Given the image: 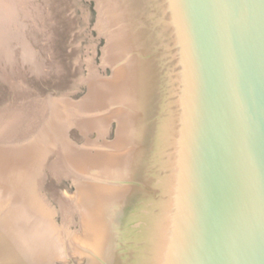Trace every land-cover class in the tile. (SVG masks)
Instances as JSON below:
<instances>
[{
    "label": "water",
    "instance_id": "1",
    "mask_svg": "<svg viewBox=\"0 0 264 264\" xmlns=\"http://www.w3.org/2000/svg\"><path fill=\"white\" fill-rule=\"evenodd\" d=\"M96 3L111 74L55 156L72 203L0 111V264H264V0Z\"/></svg>",
    "mask_w": 264,
    "mask_h": 264
},
{
    "label": "rangeland",
    "instance_id": "2",
    "mask_svg": "<svg viewBox=\"0 0 264 264\" xmlns=\"http://www.w3.org/2000/svg\"><path fill=\"white\" fill-rule=\"evenodd\" d=\"M97 17L96 0H0V111L13 108L17 135L43 132L40 173L54 207L76 198L63 172L51 170L59 167V150L68 142L78 150L89 135L87 113L74 110L78 94L85 82L111 74L101 55L106 40L93 28ZM31 115L44 117L33 126ZM77 119H85L84 129L74 125ZM29 125L35 129L22 130Z\"/></svg>",
    "mask_w": 264,
    "mask_h": 264
},
{
    "label": "bare ground",
    "instance_id": "3",
    "mask_svg": "<svg viewBox=\"0 0 264 264\" xmlns=\"http://www.w3.org/2000/svg\"><path fill=\"white\" fill-rule=\"evenodd\" d=\"M62 103V102H61ZM66 103V102H65ZM75 103V102H74ZM58 104H60V103H58ZM57 104V105H58ZM72 106H73V103H72ZM74 106H75V104H74ZM73 106V107H74ZM72 107V108H73ZM59 107L57 106V109H58ZM68 108V107H67ZM78 114H81L82 115V113H84V114H86L87 113V107H86V105H85V103L83 102V101H81L80 103H78L77 105H76V107H75V109H74ZM77 116V115H76ZM31 120H32V122H31V124H33V126H34V124H35V122L37 121V120H42L43 119V117L44 116H34V115H31ZM67 120V119H66ZM65 120V121H66ZM72 121V120H71ZM83 121H85V119H80V120H76L75 122H74V125L75 126H80V129H84L83 127H84V122ZM67 122V121H66ZM65 122V123H66ZM61 123V122H60ZM56 125V124H55ZM59 125V124H58ZM69 125V124H68ZM31 125H29L28 127H26V129L30 132L31 131V129L32 130H34L35 129V127H30ZM85 129H87V128H85ZM54 130V129H53ZM52 130V131H53ZM63 130V129H62ZM54 132V131H53ZM56 132V131H55ZM58 133V132H57ZM65 144H66V142H65ZM67 147H68V149L66 150V151H68L72 156H76L77 155V152H78V150H75V149H73L71 146H70V143L68 142L67 144ZM41 159H42V156H41ZM45 159V158H44ZM43 159V160H44ZM47 161V160H46ZM45 161V162H46ZM52 170H53V173L55 174V175H58L59 174V172L61 173V171H60V168L59 167H55V168H52ZM58 171V172H57ZM43 174V173H42ZM42 176V175H41ZM46 177V176H45ZM42 178V177H41ZM43 183H44V180H43Z\"/></svg>",
    "mask_w": 264,
    "mask_h": 264
}]
</instances>
